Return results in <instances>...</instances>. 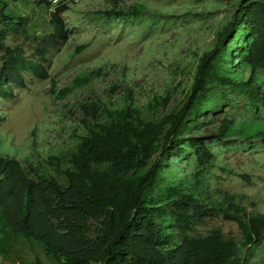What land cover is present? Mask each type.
<instances>
[{
  "label": "trees",
  "instance_id": "obj_1",
  "mask_svg": "<svg viewBox=\"0 0 264 264\" xmlns=\"http://www.w3.org/2000/svg\"><path fill=\"white\" fill-rule=\"evenodd\" d=\"M111 1L113 7L106 15H130L121 7L124 0ZM38 4L50 8L49 23L56 35L68 39L61 16L69 9L68 2L54 10L52 0ZM17 7L0 4V50L10 31L29 34L28 18ZM138 10L134 8L133 14ZM45 54L43 47L41 56ZM1 62L4 98L13 95L11 83L26 86L23 72L28 68L37 76L49 75L41 62L26 59L19 46L8 48ZM260 70H264V0H238L216 33L213 47L199 58L191 87L176 104L168 108L173 95L169 92L155 94L141 106L132 89L117 108L102 99L83 101L85 132L74 130L76 144L47 158L54 172L29 155L21 160L0 152V256L8 258L30 246L41 248L59 264H255L250 253L264 242V212L249 210L244 196L237 193L210 192L203 174L215 153L207 142H190L197 163L191 176L182 177L162 195L158 190L164 170L172 166L171 153L187 147L180 142L183 129L208 106L205 102L213 87L238 91L253 109L264 106ZM108 73L102 66L86 70L57 93V80L52 79V93L56 99L65 98ZM245 124L225 117L217 138L240 133L264 146V125L251 124L254 129H250ZM237 175L250 180L246 174ZM213 211L236 222L240 236L219 225L206 233L196 232V224L204 223Z\"/></svg>",
  "mask_w": 264,
  "mask_h": 264
},
{
  "label": "rangeland",
  "instance_id": "obj_2",
  "mask_svg": "<svg viewBox=\"0 0 264 264\" xmlns=\"http://www.w3.org/2000/svg\"><path fill=\"white\" fill-rule=\"evenodd\" d=\"M237 1L124 0L121 7L129 10L130 15L118 17L105 13L113 7L111 0H69L70 8L61 13L68 34V39H64L56 35L49 23L50 8L41 7L39 0H0V4L18 5L16 10L30 24L29 34L8 33L6 46L0 50V67L2 54L19 46L26 59L41 62L49 74L40 77L28 68L23 72L26 86L11 83L13 95L0 96V152L21 160L29 155L54 172L55 166L47 158L68 152L77 142L75 135L85 132L84 113L80 110L83 101L102 99L117 108L123 106L122 97L132 89L136 97L140 96L141 106L155 94L169 92L173 95L168 108L176 104L191 87L199 58L213 47L216 33L231 17ZM134 8L139 9L137 15L133 14ZM83 44L87 46L78 50ZM43 47L45 57L41 56ZM99 66L109 72L107 76L56 101L51 93L52 79L57 80L59 89L78 74ZM249 74L246 69L244 75ZM258 80L264 85V70L258 72ZM115 85L119 88L113 89ZM205 103V110L183 129L180 142L187 147L171 153L172 166L164 170L165 180L158 195L178 184L182 177L193 174L197 163L190 142L205 141L215 153L203 174L210 192L217 195L216 191L221 189L237 193L244 196L249 210L264 212L262 142L246 139L240 133L225 139H218L216 134L225 117L236 124L247 123L250 129H254L251 124L255 123L263 126L264 106L253 109L246 96L221 85L211 89ZM238 173L248 175L250 180ZM214 225L240 236L236 222L214 211L204 223L196 224V232L206 233ZM10 255L0 256V264H59L41 248L26 246ZM250 259L264 264V242L251 251Z\"/></svg>",
  "mask_w": 264,
  "mask_h": 264
},
{
  "label": "clouds",
  "instance_id": "obj_3",
  "mask_svg": "<svg viewBox=\"0 0 264 264\" xmlns=\"http://www.w3.org/2000/svg\"><path fill=\"white\" fill-rule=\"evenodd\" d=\"M62 2H68V4H69V0H52V3L54 4V5H52V9L54 10V8L58 5V4H61ZM121 3V2H120ZM70 8V7H69ZM66 11V10H65ZM64 12V11H63ZM118 17H121V16H118ZM99 67H101V66H99ZM102 67H104V66H102ZM98 68V67H97ZM94 69V68H93ZM87 70H89V69H87ZM85 72V71H84ZM83 73V72H82ZM82 73H80V74H78L76 77H78V76H80ZM76 77L74 78V79H76ZM73 79V80H74ZM73 80L69 83V84H72V82H73ZM57 82V81H56ZM53 84L54 83H52V81H51V93H52V88H53ZM69 84H67V85H69ZM67 85H65V86H67ZM65 86H63V87H65ZM55 87H56V84H55ZM63 87H61V88H63ZM61 88H59V89H61ZM59 89H57V87H56V93H57V91L59 90ZM53 94V93H52ZM58 100H60V99H56V101H58Z\"/></svg>",
  "mask_w": 264,
  "mask_h": 264
}]
</instances>
